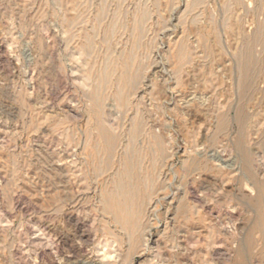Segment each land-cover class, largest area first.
<instances>
[{"label": "rangeland", "instance_id": "1", "mask_svg": "<svg viewBox=\"0 0 264 264\" xmlns=\"http://www.w3.org/2000/svg\"><path fill=\"white\" fill-rule=\"evenodd\" d=\"M0 264H264V0H0Z\"/></svg>", "mask_w": 264, "mask_h": 264}, {"label": "bare ground", "instance_id": "2", "mask_svg": "<svg viewBox=\"0 0 264 264\" xmlns=\"http://www.w3.org/2000/svg\"><path fill=\"white\" fill-rule=\"evenodd\" d=\"M111 143L109 142V146ZM132 164L127 163L124 170V175L130 178L131 176V168ZM132 194V193H131ZM131 194L122 191L121 194V183L120 188L118 192V196L109 195L105 201V209L107 212L112 214L115 218V220L122 224L123 226L127 227L131 232H136L139 230L141 218H142V211L140 207L135 206L133 204L131 198ZM121 195L123 198L121 199ZM130 196V200L126 197Z\"/></svg>", "mask_w": 264, "mask_h": 264}]
</instances>
